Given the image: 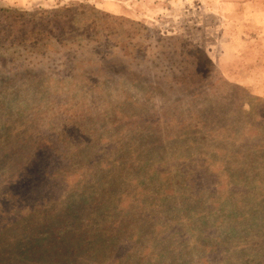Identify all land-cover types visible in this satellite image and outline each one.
<instances>
[{"label": "rangeland", "instance_id": "rangeland-1", "mask_svg": "<svg viewBox=\"0 0 264 264\" xmlns=\"http://www.w3.org/2000/svg\"><path fill=\"white\" fill-rule=\"evenodd\" d=\"M0 8V264H264V0Z\"/></svg>", "mask_w": 264, "mask_h": 264}, {"label": "trees", "instance_id": "trees-1", "mask_svg": "<svg viewBox=\"0 0 264 264\" xmlns=\"http://www.w3.org/2000/svg\"><path fill=\"white\" fill-rule=\"evenodd\" d=\"M72 12V13H71ZM15 13H13V11H11L10 9H6V8H0V59H4L6 58V54H5V50H6V36H8V31L12 30L13 27L18 24L16 22L13 21V18ZM80 16L81 13H73V10L70 9V11H65V14L63 15V18H68V21L64 19V23L58 24V22H55V26H56V31H58L60 33V35L63 37H61V43L59 42V40L56 39L55 34L52 33V30H47L45 29L44 31L40 32L39 30H42L41 28H37L38 33L35 31V35H41L40 38L38 39H34L32 42H34L33 44H30L29 47L31 48H38L37 46V42H43L44 44L42 45L43 47L47 48L46 46V42L50 41L49 39L51 38H55L57 40V43L61 46H63L65 43H63L64 41H66V43H73L75 44L76 41L80 38H82L86 32L90 31H95V26L93 24V22L89 25H87V22L82 19L84 21V25L82 27H78V24H76V21L74 19V16ZM7 22V24L4 21ZM54 26V27H55ZM36 27V26H35ZM44 28H46V26H43ZM23 36V35H21ZM5 37V39H4ZM29 44V43H28ZM11 47H14V45H12V43H10ZM33 219H35V217L37 216L36 214H33ZM74 217H78L76 214L74 215ZM79 218H77L78 220ZM46 228L51 229L52 231H54L55 229H53L50 224L47 223V225L45 226ZM4 232H1V234H3ZM19 233L18 230H16V232H12L10 233L7 237H9V240L13 237H16L17 234ZM45 233V232H44ZM9 240L6 241V239H4V241L0 240V250H2V252H7L12 246H7V244L9 243ZM17 241H13L12 245L13 247L15 246V243ZM19 242L16 244V246H19ZM15 246V247H16ZM67 257L71 258V255H62V259L67 260ZM50 259H42L40 260L38 263L39 264H49Z\"/></svg>", "mask_w": 264, "mask_h": 264}]
</instances>
